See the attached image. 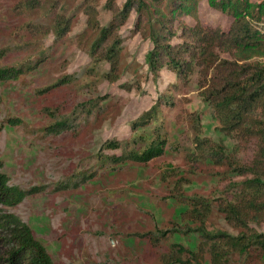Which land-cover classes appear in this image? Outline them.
<instances>
[{
	"label": "rangeland",
	"instance_id": "obj_1",
	"mask_svg": "<svg viewBox=\"0 0 264 264\" xmlns=\"http://www.w3.org/2000/svg\"><path fill=\"white\" fill-rule=\"evenodd\" d=\"M63 1L64 9L61 0H50L34 9L26 0H0V67H26L44 52L50 54L18 80L0 85L3 122L8 117L23 121L20 126L5 123L0 132V160L12 181L25 188L49 183L51 177L59 179L72 171H94L96 178L78 189L30 196L15 211L28 218L56 264H163L162 255L173 243L196 250L200 235L193 227L198 224L183 215L189 205L175 198L178 183L182 180L187 197H203L214 203L235 201L241 197L242 182L252 174L202 155L193 142L189 114L200 115V136L222 143L225 154L236 165L252 163L259 139L226 134L219 129L214 109L201 92L196 59L187 81L166 68L158 76L149 71L146 55L153 43L141 32H135L136 10L119 33L126 39L123 49L128 62L138 64V69L110 80L106 76L109 62L96 60L87 51V0ZM124 1L118 3L122 5ZM106 3L107 0H99L101 25L112 17ZM196 10L189 14L182 9L174 27L179 32L187 25L210 33L216 28L228 30L234 19L216 8L212 0H198ZM61 12L70 17L72 26L56 41L53 19ZM41 24L44 31H37ZM217 51L221 57L232 59L228 48L219 47ZM66 77L68 83L48 94L39 92ZM137 82L141 83V90L135 87ZM163 93H170L175 105L163 107L162 114L151 124L133 129L132 122L155 105ZM90 102L94 107H90ZM95 112L99 113L97 121L91 116ZM253 115L261 117L260 112ZM61 119L78 120L77 135L71 131L60 135L47 132V127ZM155 127L167 131L170 148L163 155L146 164L129 162L115 167L107 161L110 155L123 153L122 147L106 146L108 140H118L129 148L136 144L137 150L142 151L155 139ZM253 226L264 234V224ZM174 227L187 230L173 233L168 242L159 246H152L140 235ZM207 229L211 233H239L217 212L210 215ZM249 264H264L261 252L252 251Z\"/></svg>",
	"mask_w": 264,
	"mask_h": 264
},
{
	"label": "trees",
	"instance_id": "obj_2",
	"mask_svg": "<svg viewBox=\"0 0 264 264\" xmlns=\"http://www.w3.org/2000/svg\"><path fill=\"white\" fill-rule=\"evenodd\" d=\"M49 1L26 0L34 9ZM84 3L88 18V27L84 31L89 40L87 51L90 57L109 62L110 70L106 76L110 80L118 79L125 71L138 69V64L128 62L123 49L126 39L119 33L136 10L135 32H141L153 43L146 55L149 71L158 76L166 68L180 80L187 81L193 72V59H196V64L200 66L201 92L214 109L219 129L226 134H237L243 138L256 137L260 141L252 163L248 166L236 165L225 154L222 143L200 136L203 132L200 115L195 112L189 114L194 131L193 142L201 154L222 164L235 166L234 169L244 174L251 173L252 177L242 182L239 199L219 200L215 203L203 197H187L181 180L174 196L185 200L189 205L183 215L187 220L198 224L193 230L199 232L200 241L196 250H191L182 243H173L170 250L162 255L163 264H206L208 261L210 264H249L252 251L261 252V258H264V234L253 226L264 224V60H253L256 57L264 58V0H212L216 8L234 19L228 30L216 28L210 33L187 25H183L180 32L174 27L176 17L178 13H182V9L189 14L197 12L198 0H125L122 5L118 0H107L106 7L111 10L112 17L105 25H101L99 20V0H87ZM65 4L61 0L63 9ZM71 22L70 17L63 12L54 17L56 41H60L70 31ZM40 26L44 25H38L37 31H44ZM175 37L184 40L174 42ZM219 47L228 48L232 59L221 57L217 51ZM49 57L50 54L44 52L37 61L26 67H0V85L18 80L21 75L37 68L42 60ZM67 79L69 80L67 77L62 78L39 92L48 94L52 89L68 83ZM135 87L141 90V83L137 82ZM173 105L175 101L170 93L160 94L159 101L132 122V128L138 129L151 124L162 114L163 107ZM90 107H94L93 102H90ZM254 112H260L261 117H254ZM91 116L95 121L99 119L98 112ZM5 123L20 126L23 121L17 117H8L3 122L0 115V132L4 130ZM77 124L78 120H57L47 127V132L60 135L71 131L77 135ZM155 131V139L142 151L137 150L136 144L129 148L118 140H108L106 146L112 149L122 147L123 153L110 155L107 161L115 167L129 162L146 164L163 155L170 148L167 131L163 127H155ZM132 141L135 142L134 139ZM1 148L0 135V154ZM70 159L77 160L73 157ZM95 178L94 171H72L59 179L51 177L49 183L25 188L12 181L0 160V264H56L48 248L36 237L28 218L15 209L27 202L30 196L78 189ZM215 212L239 229V233L209 232V217ZM186 230L181 227L157 228L140 235L146 237L152 246H159L168 242L173 233H183Z\"/></svg>",
	"mask_w": 264,
	"mask_h": 264
}]
</instances>
